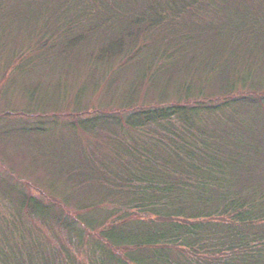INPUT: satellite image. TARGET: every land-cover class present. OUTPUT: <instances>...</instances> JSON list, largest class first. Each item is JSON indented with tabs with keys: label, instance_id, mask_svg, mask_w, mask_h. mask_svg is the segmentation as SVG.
<instances>
[{
	"label": "trees",
	"instance_id": "1",
	"mask_svg": "<svg viewBox=\"0 0 264 264\" xmlns=\"http://www.w3.org/2000/svg\"><path fill=\"white\" fill-rule=\"evenodd\" d=\"M8 76L0 264H264V0H0Z\"/></svg>",
	"mask_w": 264,
	"mask_h": 264
},
{
	"label": "rangeland",
	"instance_id": "2",
	"mask_svg": "<svg viewBox=\"0 0 264 264\" xmlns=\"http://www.w3.org/2000/svg\"><path fill=\"white\" fill-rule=\"evenodd\" d=\"M3 61L1 62L2 65H4V67L9 64V70L12 69L11 66H13L11 63H8L9 61H6L7 58H3ZM8 66V65H7ZM6 68V69H8ZM12 79L11 76H8L7 79H3L2 77H0V123L1 122H5V121H10L13 122V120L15 121L16 117H18V115L16 116H12V113H20V111L22 109H30L29 107H27L30 103H28L27 101H25V99L23 98V96L20 94V92H17L15 89H13L12 87H9L6 83L9 82ZM44 89L40 90V93H43ZM88 93H91L93 95L92 100L95 102V104H99L101 100V98L103 96H105V93H108V88L103 85L100 88H98L97 90H92L89 91ZM141 94H139V96L136 99V103H141L142 101L148 99L150 96L149 94H147V96L145 95V89L142 90L140 92ZM108 100V101H107ZM106 100V102H104V107L106 108H114L116 107V105H114L113 103H110L111 98H108ZM33 106H37L39 105V103H31ZM101 106L97 107L100 108ZM20 116V115H19ZM8 119V120H7ZM24 142L22 141L20 143L21 148H24ZM26 154V155H25ZM28 156L29 154H27L24 150H21L20 148H18L16 146V144L12 141H8L6 142V140L0 135V170L4 172V170L2 169V167L4 168H10L12 169V173H17V172H22L25 171L27 172L28 175H30V171L31 169L26 168V166H29V163L32 162H26V158H24V156ZM28 159V158H27ZM30 161V160H29ZM28 164V165H27ZM39 170V171H38ZM37 173L34 171V173L36 174H31L32 175V179H34V183L35 185H37L38 183H42L47 175L44 172H41V170L38 168ZM5 171H7L5 169ZM36 176V177H34ZM24 179H21V181H23ZM41 186V185H39ZM43 188L46 189V187L44 186ZM44 189V190H45ZM34 192H37L35 188H33Z\"/></svg>",
	"mask_w": 264,
	"mask_h": 264
}]
</instances>
